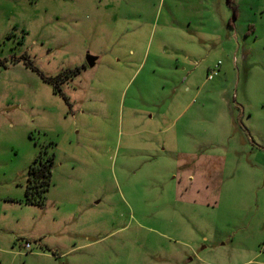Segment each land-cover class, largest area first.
Returning a JSON list of instances; mask_svg holds the SVG:
<instances>
[{
	"label": "rangeland",
	"instance_id": "rangeland-1",
	"mask_svg": "<svg viewBox=\"0 0 264 264\" xmlns=\"http://www.w3.org/2000/svg\"><path fill=\"white\" fill-rule=\"evenodd\" d=\"M237 5L0 0V264L264 263V0Z\"/></svg>",
	"mask_w": 264,
	"mask_h": 264
},
{
	"label": "trees",
	"instance_id": "trees-1",
	"mask_svg": "<svg viewBox=\"0 0 264 264\" xmlns=\"http://www.w3.org/2000/svg\"><path fill=\"white\" fill-rule=\"evenodd\" d=\"M228 6L233 10V18L237 20L238 9L236 0H226ZM229 26H233L229 22ZM80 70H77V73ZM65 77V74L62 75ZM62 78V77H61ZM54 165V157L43 160L41 156L36 157L29 168L28 185L25 191V202L27 204L42 205L45 202L46 194L51 186L52 167Z\"/></svg>",
	"mask_w": 264,
	"mask_h": 264
},
{
	"label": "water",
	"instance_id": "water-1",
	"mask_svg": "<svg viewBox=\"0 0 264 264\" xmlns=\"http://www.w3.org/2000/svg\"><path fill=\"white\" fill-rule=\"evenodd\" d=\"M86 60H87V65L90 68H93L96 65V62H97L98 58L88 55Z\"/></svg>",
	"mask_w": 264,
	"mask_h": 264
},
{
	"label": "built area",
	"instance_id": "built-area-1",
	"mask_svg": "<svg viewBox=\"0 0 264 264\" xmlns=\"http://www.w3.org/2000/svg\"><path fill=\"white\" fill-rule=\"evenodd\" d=\"M217 71L219 70V66L216 67ZM219 72V71H218ZM216 74V71L212 73V75L209 76V80L213 79V75ZM27 251H30L32 249L31 244L27 243L25 246Z\"/></svg>",
	"mask_w": 264,
	"mask_h": 264
},
{
	"label": "crops",
	"instance_id": "crops-1",
	"mask_svg": "<svg viewBox=\"0 0 264 264\" xmlns=\"http://www.w3.org/2000/svg\"><path fill=\"white\" fill-rule=\"evenodd\" d=\"M236 5H237V0H236ZM237 9H238V5H237ZM237 13H239V12L237 11ZM238 18H239V14H238V16H237V19H238ZM234 20H235V19H234ZM229 22H231V23L233 24L232 21H229ZM228 25H229V23H228ZM233 26H234V24H233ZM233 26H230V27L233 28ZM255 260H256L255 258H254V259H249V260H247L246 263H244V264H251V263H253ZM260 264H264V263H260Z\"/></svg>",
	"mask_w": 264,
	"mask_h": 264
}]
</instances>
